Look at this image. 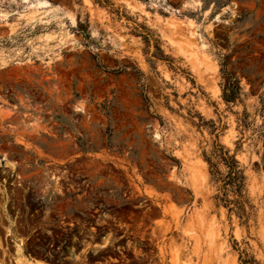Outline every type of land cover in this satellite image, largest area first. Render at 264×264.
Wrapping results in <instances>:
<instances>
[{
	"label": "rangeland",
	"instance_id": "obj_1",
	"mask_svg": "<svg viewBox=\"0 0 264 264\" xmlns=\"http://www.w3.org/2000/svg\"><path fill=\"white\" fill-rule=\"evenodd\" d=\"M216 144L243 170L241 218L205 161L226 174ZM14 162L27 192L0 194V264H264V0H0V168ZM101 203L107 236L39 252Z\"/></svg>",
	"mask_w": 264,
	"mask_h": 264
},
{
	"label": "flooded vegetation",
	"instance_id": "obj_2",
	"mask_svg": "<svg viewBox=\"0 0 264 264\" xmlns=\"http://www.w3.org/2000/svg\"><path fill=\"white\" fill-rule=\"evenodd\" d=\"M109 206L106 203H101L100 205L97 206V208L92 209L91 213L86 217V220L83 222H58L57 224L59 225L57 229H62V232L64 234H61L62 236L59 237L57 235L52 236L51 240L52 244H47L43 248H39V252L44 256V257H52L51 255L54 254L59 258V251L61 250L62 252L64 251H74L76 248H81L85 245V243H90L89 240H94L98 237L104 238V236H107V231L109 223L108 219H113L111 215L108 213L112 212L113 209H109ZM10 211H14L13 213H16L18 216H14L15 219H20L21 221L26 220V212L25 208L21 211H16L15 212V207L11 206ZM116 216L120 215V213L116 212ZM13 215V214H12ZM35 218V217H34ZM36 223L39 222V227L42 225V221L44 220V216L42 213L36 216ZM116 219H119L117 217ZM23 221V222H24ZM24 227H26V222L23 224ZM117 229L118 232H121L120 224L117 223L114 225ZM52 232L47 231L45 232L46 235H50ZM126 237L124 235L120 236L118 238V241H122ZM57 243V246L54 244ZM102 248L105 246H101ZM122 247H117V252L121 254L119 249ZM66 258H64L65 260ZM111 261H113L111 259ZM114 263L119 262V258L114 260Z\"/></svg>",
	"mask_w": 264,
	"mask_h": 264
},
{
	"label": "trees",
	"instance_id": "obj_3",
	"mask_svg": "<svg viewBox=\"0 0 264 264\" xmlns=\"http://www.w3.org/2000/svg\"><path fill=\"white\" fill-rule=\"evenodd\" d=\"M80 27H82L81 24ZM221 71L224 75L223 79L225 81L224 85L222 86V99L226 103H233L238 99L240 94L238 81L225 70L222 69ZM214 129L215 128H213V130ZM216 148L217 152L214 153L215 158H217V160L223 164L227 170L226 174H222L220 172L217 163H213L208 158H205V161L208 164L213 182L219 184L222 192V198L217 199L224 203L226 207L233 205V208L228 209L229 212L235 211V213L241 218V216H243L245 213L244 205L247 204L245 176L243 170L240 168L235 157L229 155L228 150H225V148L220 144H216ZM230 192L236 196V200L228 199L227 195Z\"/></svg>",
	"mask_w": 264,
	"mask_h": 264
},
{
	"label": "built area",
	"instance_id": "obj_4",
	"mask_svg": "<svg viewBox=\"0 0 264 264\" xmlns=\"http://www.w3.org/2000/svg\"><path fill=\"white\" fill-rule=\"evenodd\" d=\"M13 166L11 167V170L9 171V168H7L8 170V175L6 174L5 170H0V172L2 171L3 175H7L6 177H3L1 186H3V189L0 191V194H2L3 197H5V199H9L12 198L11 193L13 192V188H18L21 191H23L24 193L27 192L26 190V174L23 170V166L19 163V162H14L12 164ZM10 175V177H9ZM10 178H12V180L10 181ZM13 247H14V251H16V247L18 246V244H14L13 243ZM6 250L8 251V247L6 246ZM9 264H18V261L16 259V256H12L11 259H9L7 261ZM2 263H6L5 261L2 260Z\"/></svg>",
	"mask_w": 264,
	"mask_h": 264
}]
</instances>
